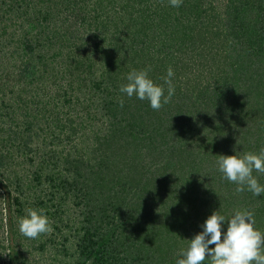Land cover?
<instances>
[{
	"label": "trees",
	"instance_id": "16d2710c",
	"mask_svg": "<svg viewBox=\"0 0 264 264\" xmlns=\"http://www.w3.org/2000/svg\"><path fill=\"white\" fill-rule=\"evenodd\" d=\"M151 1L157 30L146 0H111L114 27L106 43L93 48L105 71L90 89L99 93L108 125L94 132L88 156L70 152L64 158L63 193L81 205L75 264H176L179 250L216 211L226 217L252 211L254 226L264 232V194L237 193L216 164L219 155L264 148V0H227L220 13L193 0L178 8L169 0ZM75 3L64 0L61 6L72 11ZM158 30L178 38L174 63L160 57L166 42L158 59L148 57L146 45ZM187 55L199 76L187 68ZM129 65L148 69L165 95L163 77L171 66V101L157 111L149 101L122 93ZM253 175L264 185V174ZM15 203L22 213L19 198ZM228 223L222 224L225 233ZM14 260L9 251L7 263L18 264Z\"/></svg>",
	"mask_w": 264,
	"mask_h": 264
},
{
	"label": "rangeland",
	"instance_id": "374dc122",
	"mask_svg": "<svg viewBox=\"0 0 264 264\" xmlns=\"http://www.w3.org/2000/svg\"><path fill=\"white\" fill-rule=\"evenodd\" d=\"M146 1L152 16L156 1ZM193 1L209 10L214 6L218 13L224 11L227 2ZM63 2L0 0L2 264H8L9 251H14L18 264H75L81 205L63 193L64 158L70 152L88 156L85 147L92 142L94 132L105 131L108 125L99 93L90 86L105 71L101 56L93 48L105 44L114 27L111 0L103 7L99 0H76L72 11L62 8ZM152 17L153 29L157 30V18ZM156 34L146 45L151 51L150 61L158 59L157 50L164 42L169 46L160 57L167 55L165 63L177 61L178 38L162 36L159 30ZM208 45L215 46L213 42ZM186 61L187 68L197 70L199 76L196 61L188 55ZM16 198L22 203V213ZM28 209H43L52 231L35 239L22 235L18 221Z\"/></svg>",
	"mask_w": 264,
	"mask_h": 264
},
{
	"label": "clouds",
	"instance_id": "9594fccd",
	"mask_svg": "<svg viewBox=\"0 0 264 264\" xmlns=\"http://www.w3.org/2000/svg\"><path fill=\"white\" fill-rule=\"evenodd\" d=\"M169 3L178 8L183 0H169ZM148 72V69L129 72L128 83L122 84L120 91L129 98L135 95L140 100L149 101L151 108L158 111L171 101L175 93L172 83L175 73L170 66L163 77L167 84L165 95L164 87L154 83ZM120 103L123 106V100ZM216 164L223 178L237 185V193L247 189L255 196L264 194V185L253 175L254 171L264 174V148L259 154L219 155ZM225 221L229 222L226 233L222 231ZM254 225V213L249 210H237L228 217L213 212L203 224V231L190 239L186 249L179 250L177 255L181 258L176 264H205L206 260L209 264H264V232ZM18 227L22 235L32 239L52 231L43 209H28L27 215L18 221Z\"/></svg>",
	"mask_w": 264,
	"mask_h": 264
}]
</instances>
